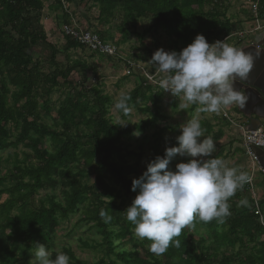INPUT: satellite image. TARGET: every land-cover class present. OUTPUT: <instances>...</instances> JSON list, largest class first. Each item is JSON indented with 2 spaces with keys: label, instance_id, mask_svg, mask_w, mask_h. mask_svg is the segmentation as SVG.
Masks as SVG:
<instances>
[{
  "label": "trees",
  "instance_id": "1",
  "mask_svg": "<svg viewBox=\"0 0 264 264\" xmlns=\"http://www.w3.org/2000/svg\"><path fill=\"white\" fill-rule=\"evenodd\" d=\"M45 1L48 0H0V152L9 146L21 145L36 160L33 164L18 162L10 176L14 183L0 188V195L5 196L0 202V264H14L18 257L26 260L28 253H34L38 244L47 248L60 222L78 213L81 206L84 210L79 212L80 220L92 222L101 237L99 243L81 241V246L95 250L104 245L100 259L94 264H264V240L258 246H252L256 249L254 252L241 255L242 249L254 241L256 234L264 235V226L254 214L251 199L244 195L243 187L228 201L230 215L223 218V223L217 219L206 223L199 221L200 226L207 229L210 239L203 236L196 239L183 230L161 255L152 253L149 248L143 253L136 249L137 240L132 232L135 225L123 217L116 203L120 189L131 191L133 168L125 158L135 154L123 148L121 139L132 138L134 134L131 129L112 123L109 114L112 97L104 91L103 84L95 80L87 84L90 80L88 73L93 79L95 77V67L87 60L74 58L68 53L81 45L63 36L64 59L63 62L55 60L58 50L47 42L40 23ZM79 1L97 8V20L101 23L112 18L116 11H121L124 18L118 24L119 31L124 38L131 34L137 38L143 46L142 61L150 60L157 50L144 45V36L157 30H161L172 48L179 52L197 34H203L209 43H214L242 29L238 21L227 15L229 0ZM140 18L150 21V25L141 33L129 31L126 22L134 28L135 21ZM100 33L98 35L101 36ZM151 44L154 45L153 39ZM37 45L50 50L52 69L46 74L29 57V50ZM72 72L77 73L78 80L71 79ZM8 83L17 86V98L24 99L17 108L8 104L7 97L11 93ZM40 87V107L47 116L50 115L49 95L52 89L65 87L72 91L56 109L55 116L50 115L51 125L44 122L38 111L36 97ZM126 95L131 97L129 108L150 115L135 128L141 134L148 128L153 130L150 159L163 156L166 147L175 146L177 141L169 140L160 150L162 132L171 129L158 125L159 120L165 119L159 107L162 91L142 77ZM12 121L19 125L16 134L9 126ZM43 138L53 144L52 151L40 146ZM176 159L177 156L169 165L172 170H175ZM91 167L94 182L88 184L83 177ZM3 182L4 178L0 177V186ZM257 183L264 190V175L258 178ZM58 184L64 187L63 200L48 196L47 205L42 201L37 206L33 205L39 190L54 188ZM15 209L18 211L12 213ZM102 210L110 219L101 217ZM124 241L132 243L133 247L120 248ZM236 244L238 249L233 254L225 255L224 250L220 251ZM58 253L66 254L70 264H87L68 246L51 252V258L54 260Z\"/></svg>",
  "mask_w": 264,
  "mask_h": 264
},
{
  "label": "clouds",
  "instance_id": "2",
  "mask_svg": "<svg viewBox=\"0 0 264 264\" xmlns=\"http://www.w3.org/2000/svg\"><path fill=\"white\" fill-rule=\"evenodd\" d=\"M259 55L220 40L209 43L203 34H197L179 52L157 49L149 62L158 73L155 80L160 91L180 98L181 109L198 105L200 112L219 113L222 107H244L248 98L234 84L247 79L254 56ZM130 99L121 95L115 109L128 114ZM176 141L175 146L166 147L163 156L152 160L139 178H133L131 190L137 194L125 208L136 237L150 241L149 250L156 255L165 253L174 238L197 220L223 223L230 215L228 201L251 181L247 173L228 167L222 159H209L216 142L205 136L198 119L182 124ZM176 156L189 159L172 170L169 165ZM100 215L110 219L103 210ZM33 256L35 264H70L64 253L53 260L43 244L37 245Z\"/></svg>",
  "mask_w": 264,
  "mask_h": 264
},
{
  "label": "rangeland",
  "instance_id": "3",
  "mask_svg": "<svg viewBox=\"0 0 264 264\" xmlns=\"http://www.w3.org/2000/svg\"><path fill=\"white\" fill-rule=\"evenodd\" d=\"M46 3V1H45ZM55 5V4H53ZM60 5V4H59ZM69 6V5H68ZM84 7V12L85 14L88 15L87 21L88 25L81 23V17H80V12L78 7ZM78 8V9H76ZM71 10V13L74 15L76 18V21L80 24V26H85L89 30H92L93 32H97L99 34V31H103L101 27L97 28L96 26L91 28V21L95 22L94 17L92 16V7L89 3H85L83 1L79 0H74L73 3H71V6L69 7ZM246 6L244 5V0H230V5L227 9V15L232 18V20H236L240 23V28H249L250 27V22L247 20V10ZM62 11V9H61ZM64 15L62 11V15H60V23H65L64 22ZM61 25V24H60ZM141 28L139 29V32L142 31V29L146 26V23L141 24ZM62 26V25H61ZM61 26L55 27V25L52 26V28L47 29L46 35V40L50 44H53L55 48L58 50V54L55 56V60L57 62H63V54H62V49L64 46V38L63 34L61 31ZM156 37H152L153 39V44H151L152 39L150 38V34H146L144 36V41L147 45L151 44V48L153 50L163 48L165 51H172L174 48H172L171 44L167 41L166 37L162 33L161 30L155 31ZM113 35V33H112ZM100 36V35H99ZM115 36V35H113ZM102 39L107 40V37H104L103 35L100 36ZM117 37V35H116ZM133 40L137 41L135 36L133 37ZM255 38V35H249L246 38V42L249 43L252 39ZM154 39H156L154 41ZM110 42V41H109ZM114 44H117V41H111ZM225 43L231 45V44H238V42L234 38H230L229 40L225 41ZM156 44V45H155ZM151 49V50H152ZM72 57L76 58H81L83 60H87L88 63H91V51L88 49L82 47H77L75 49H70L68 52ZM135 55V56H134ZM134 55H128V59L132 60L133 62H137V57L136 54ZM49 56H50V50L47 49L45 46L42 45H37L34 46L32 49L29 50V57L32 60V62H36L40 68V70L43 73H48L50 69H52V65L49 62ZM99 57V56H98ZM126 58V57H124ZM111 61V62H110ZM110 61H103V64H101L100 69L95 71V77H91V73H88L89 76V81L88 85L91 84L92 80H95L94 82H99L103 84L104 91L108 93L110 96H112V102L111 106L109 109V114L112 119V123L114 124H121L124 127H127L132 130L133 132V137L132 138H127V137H122V145L123 148L126 150H130L134 152L135 156H127L125 158L126 162L128 165H130L133 168V173L130 175L131 181L133 178H139L142 173L146 170L147 165L152 161L150 159L152 151L150 149V142L152 138V128H148L144 134L138 133L135 128L139 124L142 123L144 119H146L147 113L141 112L139 109L136 108H129V113L128 114H121L122 112L118 111L115 109L114 105L115 103L120 99L121 95H125L127 91L132 88L133 85L137 82V77H144L147 78L146 76H153L152 72L149 70L150 65H142L140 62L138 63L140 65L139 67H134L131 69L130 74H125V70L127 67V64L125 61L121 59H112ZM71 79L78 80V75L75 72L71 73ZM154 79V78H153ZM9 89H10V94L8 95V104L9 106L12 107H19L24 99H18L17 98V93H18V87L8 83ZM37 92L39 93L37 95V99L39 102V107L38 111L40 113V116L43 118L44 122L47 125H51L53 123L51 116H55V111L56 109L60 106V104L68 97L71 95V89L70 88H65V87H55L52 89L51 94L49 95V107H50V115L47 116L44 113L43 108L41 109L40 106H42V98H40L41 93H42V88H38ZM169 99H171V95L167 96ZM177 101H175V98H172L173 102L177 103L180 98H176ZM167 100V99H166ZM170 102V101H169ZM166 108L165 112H170V108L165 106L163 104V109ZM226 112L229 114V116L235 120V112L233 109H229V107H222ZM172 114V113H171ZM220 116L221 113L219 112ZM174 115L172 114V118ZM174 121H159L158 125H164V124H172ZM227 122V121H226ZM228 123V122H227ZM229 125V124H228ZM9 126L11 130L14 132V134L17 133V128L19 125L17 122H10ZM230 126V125H229ZM230 128H233L232 126ZM234 129V128H233ZM237 135V134H235ZM170 136H175L173 132H168L164 131L163 132V141L160 146V150L163 148V146L167 145L170 139H168ZM240 137V136H239ZM237 141V142H236ZM232 142L237 145L240 140L239 139H233ZM40 146L43 149L52 151L53 150V144L47 139L43 138ZM234 151V150H233ZM239 153L236 155L234 158V161L240 166H244L240 171L247 173V171H243L245 168L248 170V174L250 172L248 165V160L245 157L241 145L238 147ZM226 155H229L228 153ZM185 157L178 156V158L175 160L177 163L185 161ZM230 161L227 160V166L232 168V164H229L228 162ZM18 162H23L22 164H33L36 162L35 158L32 157L30 151L21 145H18L17 147L15 146H9L8 148L4 149L2 152H0V177L4 178L3 184L0 186V188H7L11 186L14 183V180L11 179V173L14 172L16 164ZM242 164V165H241ZM240 169V168H239ZM86 173L84 174L83 181L86 183L90 184L93 181V175H92V167L88 170L85 171ZM258 178H260L259 175H257ZM257 178V180H258ZM245 186H243L244 188ZM262 188L260 184L256 185V190ZM263 189V188H262ZM63 190L64 187L61 184H58L54 188H48L45 187L37 192V194L34 196V201L33 205L37 206L39 202H43L44 204H48L47 202V197H55L57 200H63ZM137 193L134 191H125L124 189H120L119 191V197L116 199V203L118 204L121 212L123 213V217H126L125 214V208L129 206L135 197ZM4 194L0 195V202L4 200ZM81 210H84V206L79 207V212ZM18 210H14L12 213L17 212ZM73 214L69 217L68 220H64L60 222L59 226L56 229V232L54 234V237L52 241L50 242L49 246L47 247L48 251L51 253L53 251L60 250L64 246H68L71 248L73 251L74 255L78 257L79 259L83 260L87 264H94L96 263L101 255H102V249L104 245H101L97 249H92V248H87L81 246V241H84L88 244H94V243H99L101 241V237L96 233V227L95 225L91 223H86L80 220L81 214L80 213ZM185 232L191 234L194 236V238H199L201 236L205 237V239H210L209 238V233L206 228L201 227L199 224V221H195L194 224L190 227H186L184 229ZM133 235L135 239L137 240V243L135 244L136 249H138L141 253L145 252L147 248L150 246V241L146 240H141L136 237L134 229H132ZM264 240V235L263 234H256L254 237V241L249 242L248 246L246 248L242 249V256L254 252L256 249L252 248V246H258L260 242ZM118 242V241H116ZM133 247L132 243H126L124 241L123 245L120 248L124 249H130ZM238 249L237 244L233 248H228V249H220L224 250V254H233L236 252ZM220 251H218L219 257L221 256ZM19 256V255H18ZM21 258V257H20ZM18 257V260L14 264H35V258L33 256V252L28 253L27 259H20ZM237 264V263H234Z\"/></svg>",
  "mask_w": 264,
  "mask_h": 264
},
{
  "label": "crops",
  "instance_id": "4",
  "mask_svg": "<svg viewBox=\"0 0 264 264\" xmlns=\"http://www.w3.org/2000/svg\"><path fill=\"white\" fill-rule=\"evenodd\" d=\"M229 2H230V0H229ZM53 4H55V5H53ZM53 4H50V2L46 1V3L43 4L44 6L41 10L40 23H41L45 33H47V29H49V28L51 29L53 25H55L56 28L57 27L60 28V26L63 24V22L60 23L61 22L60 21V17H61L60 15H62L61 7H60L58 2L53 3ZM68 5L70 7L71 2H68ZM78 8H79L80 17H81L80 18L81 23L88 25L87 24L88 23V21H87L88 15L85 14L84 7L81 6ZM78 8H76V9H78ZM92 9H93V11L91 12L92 13L91 17H94L96 19H95V22L91 21V28H93V26L95 27L96 25H97L96 26L97 28L101 27L103 29V31L100 30V32H101L100 34H102L104 37H107L108 42L118 40L117 44H114L113 42H111V43L115 45V47L117 48V50L121 56L126 57V59H128L127 57L129 54L130 55L136 54V57L138 59L136 62L137 64L140 62L142 65H146V66L150 65V66H148L149 70L152 72V75H154L153 81L156 82L155 78L158 75V73L155 71V69H153L154 68L153 65L149 62V60L142 61L140 59L141 54H142L141 49L143 46L140 45L138 40L137 41L133 40V38H132V36L134 37L133 34L128 35L126 38H124L119 31L118 24L124 18L123 13L118 10L114 13L112 18H109V19H107V21H104L101 23V22H99V20H97V16H98L97 8L92 7ZM126 23H127L126 27L129 29V31L135 30L138 33L142 32V31L139 32V29H138V28H141V26L143 27V25H141V24L146 23V26L142 30H144L145 28H147L150 25V21H148L146 19H142V18L137 19L135 21V27L134 28H132L130 26V22H126ZM112 33L115 36H113ZM116 35H117V37H116ZM149 36L152 39V37H156V34L151 33ZM105 41H107V40H105ZM143 43L146 47L151 48V44L147 45L144 40H143ZM246 45H248V43L240 42L238 44H231L230 46H234V47L240 49ZM91 53H93V52H91ZM112 59L113 58H111V57H107V56H104L101 54L94 53V56L91 57V64L93 65V67H95V71H96V70L100 69V66H101V64H103V61L106 62V61H110ZM138 66H139V69L142 70V68H140L139 64H138ZM140 78H142V77L141 76L137 77V82L135 83V85H137L139 83ZM145 79L147 80V78H145ZM147 82L149 84H151L148 80H147ZM135 85H133L132 88H130L127 91V93L131 89H133ZM152 85H155V84H152ZM155 86H158V85H155ZM170 95H171L170 93L162 91V98H161L162 101L159 104L160 113L165 116V119L159 120V121H162V122H165L167 120H169V121L173 120L174 121L172 124L159 125V127L169 126L171 129H166L164 131L173 132L175 134L174 137L170 136L168 139H170V140L176 139V137L180 134V127L182 124L187 123L191 119H198L202 125V128L205 130V136L212 137L213 140L216 142L215 152L213 153L212 157H209V159L213 158L217 155L218 158L222 159L226 163V165H227V160L230 159V161L228 163L233 165L232 168H236L238 171H240L244 166H240L236 163V161H234V158L239 153L238 147L240 146V144L238 142L236 145V144H234V142H232V140L236 139V138L240 140V137L238 135V130L230 128L231 126L228 125L226 120L222 116H220L219 113H205V112L198 111V107H199L198 105H194V106L190 105L187 109H181L180 105L182 103V100L179 99L178 102L175 103L171 99L175 98V101H177L176 97H173L171 95L172 97H171V99H169L167 96H170ZM163 104H165L166 107L168 106L170 108V110H168L170 112H168V113L165 112L166 108L163 109ZM227 107H229V109L234 110L235 117H236L237 121H239V123L241 125H243L245 128H249L252 125L264 128V120L263 119L258 118L254 115H252L250 117L245 116L244 114H242L239 111V108H238L239 106L232 105V106H227ZM171 113L174 115L173 116L174 119L172 118ZM147 116L148 117L146 119H148L150 117V115L148 113H147ZM163 132H162V137H163ZM235 134H237V135H235ZM163 139H164V137H163ZM227 153L229 155H226ZM177 158H178V156H177ZM187 159H189V158L188 157L184 158L185 161H187ZM175 163L177 164L176 161H175ZM247 167H248V165H247ZM243 171H247V174H248L247 168H245ZM244 186H245V184H244ZM243 193L246 197L250 198V191L246 188V186L243 188ZM257 194L260 198L261 212H262L263 219H264V190L262 188H260L258 190Z\"/></svg>",
  "mask_w": 264,
  "mask_h": 264
},
{
  "label": "built area",
  "instance_id": "5",
  "mask_svg": "<svg viewBox=\"0 0 264 264\" xmlns=\"http://www.w3.org/2000/svg\"><path fill=\"white\" fill-rule=\"evenodd\" d=\"M55 1L56 0H48L50 3ZM58 2L63 13L67 17V21L61 26L63 36L68 37L93 53L125 61L127 64L125 74H130L131 69L134 67H139L136 62L121 56L114 44L102 40L99 35L92 30L80 26L74 15L71 13L67 0H59ZM244 5L247 8L246 10L248 13L250 27L248 29L242 28L240 31L231 34L228 38L223 39L222 41L225 42L230 38H234L238 43H247L246 38L249 35H255V38L249 43L254 44L257 49L264 50V0H244ZM146 77L151 84L157 85V83L153 81V76ZM220 113L230 126L238 130V135L240 136V145L245 157L248 160V167L250 169L249 176L251 177V181L245 183V186L250 191L253 212L254 214L258 215L259 222L264 226L260 198L256 190V185L258 182L257 175L263 176L264 168L260 166L257 156L252 150V147L264 148V128L257 127L254 130L245 128L239 123V121L231 118L223 108L221 109Z\"/></svg>",
  "mask_w": 264,
  "mask_h": 264
},
{
  "label": "water",
  "instance_id": "6",
  "mask_svg": "<svg viewBox=\"0 0 264 264\" xmlns=\"http://www.w3.org/2000/svg\"><path fill=\"white\" fill-rule=\"evenodd\" d=\"M246 52L255 54L260 52L259 56H254L253 68L248 74L246 80H237L234 87L247 96V101L239 111L247 117L252 115L264 120V50L257 49L254 44H248L242 48ZM258 126H250L254 130ZM257 156L258 163L264 168V148L252 147Z\"/></svg>",
  "mask_w": 264,
  "mask_h": 264
}]
</instances>
